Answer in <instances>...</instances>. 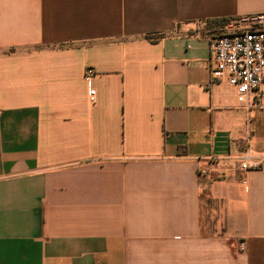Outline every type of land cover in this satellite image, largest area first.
Masks as SVG:
<instances>
[{
	"label": "crops",
	"instance_id": "1",
	"mask_svg": "<svg viewBox=\"0 0 264 264\" xmlns=\"http://www.w3.org/2000/svg\"><path fill=\"white\" fill-rule=\"evenodd\" d=\"M257 13L0 0V264H264V82L209 84L208 37Z\"/></svg>",
	"mask_w": 264,
	"mask_h": 264
},
{
	"label": "built area",
	"instance_id": "2",
	"mask_svg": "<svg viewBox=\"0 0 264 264\" xmlns=\"http://www.w3.org/2000/svg\"><path fill=\"white\" fill-rule=\"evenodd\" d=\"M208 41L209 84L224 80L233 88L237 101L242 104L248 105L251 95L254 101L259 99L260 87L264 82V14L236 18L231 21L227 31L208 37ZM95 75L93 69H86L85 79L90 80ZM89 93L93 96L94 89ZM257 164L249 162L247 155L241 168L256 167Z\"/></svg>",
	"mask_w": 264,
	"mask_h": 264
},
{
	"label": "trees",
	"instance_id": "3",
	"mask_svg": "<svg viewBox=\"0 0 264 264\" xmlns=\"http://www.w3.org/2000/svg\"><path fill=\"white\" fill-rule=\"evenodd\" d=\"M228 22H229L228 19H221L220 21H217V25H215V23H214V25H215V27L223 28L225 25H227Z\"/></svg>",
	"mask_w": 264,
	"mask_h": 264
}]
</instances>
